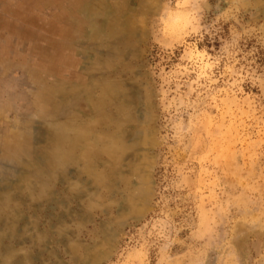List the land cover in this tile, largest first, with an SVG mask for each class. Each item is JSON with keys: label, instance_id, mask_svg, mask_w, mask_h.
I'll list each match as a JSON object with an SVG mask.
<instances>
[{"label": "rangeland", "instance_id": "1", "mask_svg": "<svg viewBox=\"0 0 264 264\" xmlns=\"http://www.w3.org/2000/svg\"><path fill=\"white\" fill-rule=\"evenodd\" d=\"M0 264H264V0H0Z\"/></svg>", "mask_w": 264, "mask_h": 264}]
</instances>
